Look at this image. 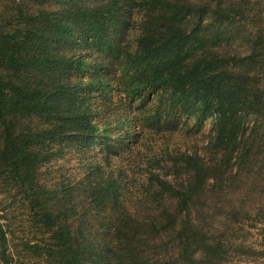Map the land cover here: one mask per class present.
<instances>
[{"label":"trees","instance_id":"1","mask_svg":"<svg viewBox=\"0 0 264 264\" xmlns=\"http://www.w3.org/2000/svg\"><path fill=\"white\" fill-rule=\"evenodd\" d=\"M263 207L264 0H0V264L17 210L45 264L246 263Z\"/></svg>","mask_w":264,"mask_h":264},{"label":"rangeland","instance_id":"2","mask_svg":"<svg viewBox=\"0 0 264 264\" xmlns=\"http://www.w3.org/2000/svg\"><path fill=\"white\" fill-rule=\"evenodd\" d=\"M208 128H209V124L206 127V131H208ZM72 165H73V162H68L67 156L65 155L64 161L61 163V165L57 164L56 166L52 167V170H48L50 172L49 174H46V172H45V176L48 177L49 175H52L53 177H56L58 179H63L65 182H67V179L69 178L70 173H71ZM251 208H252V206H251ZM253 210H251L250 213L247 214V216H246L247 220H246V224L244 227L246 230V241H247V243H250L252 241V245H254L253 243L255 241H257L256 240L257 239L256 238L257 233H258V237L260 238L261 242L264 243V231L263 232L262 231L257 232L253 228V226L258 224V222L254 221V219L256 217L255 212L259 211V209L254 210L255 212H253ZM22 213H24L22 210H17L14 213V215L17 218V221H19V222H17L16 238L14 239V243L16 244V257H18L19 255L20 256L21 255L26 256V257L22 258L20 264H45L43 262L36 261L32 257L31 254H29L27 251L22 249L21 237L25 234L21 231L22 224L20 223V220L23 218L24 219L26 218V217H23ZM259 216L262 219H264V207L262 209V214L258 215V217ZM20 217H23V218L20 219ZM22 222H24V221H22ZM256 248H260V249L262 248V250L264 252V245L257 246ZM246 259H248L246 263H237V264H264V254L263 255L259 254L257 256L252 257V258H246Z\"/></svg>","mask_w":264,"mask_h":264}]
</instances>
